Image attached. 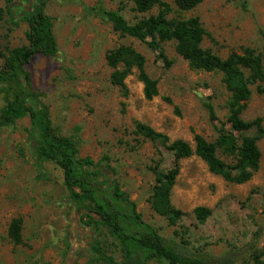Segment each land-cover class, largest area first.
<instances>
[{
    "label": "rangeland",
    "instance_id": "rangeland-1",
    "mask_svg": "<svg viewBox=\"0 0 264 264\" xmlns=\"http://www.w3.org/2000/svg\"><path fill=\"white\" fill-rule=\"evenodd\" d=\"M33 1L12 0L9 13L7 0H0V69L8 50L26 44L27 24L10 21L9 15L18 11L12 5L26 7ZM98 7L118 11L129 23L142 16L133 11L130 0L45 1L44 13L52 20L57 52L52 57L35 55L26 69L34 90L49 108L53 127L59 134L73 137L79 156L99 162L98 169L108 173V183H117L127 192L142 219L166 240L207 256L209 264H255L254 252L264 250V138L257 141L259 169L242 184L211 173L197 156L181 159L170 200L183 215L170 225L156 214L149 203L155 182L151 168H170L173 154L166 145L136 135L135 123L191 146L195 133L214 141L220 123L226 121L229 93L221 72L190 68L176 52L174 41L161 43V58L146 42L115 31L92 10ZM182 16L199 18L205 30L202 47L222 58L245 48L264 49V0H202ZM121 44L144 56L146 72L157 80L158 95L153 99L144 98L135 69L125 79L126 96L110 83L111 69L104 56ZM250 90L242 118L260 117L264 128V81L250 85ZM4 103L5 95L0 92V108ZM207 104L219 122L210 120ZM28 127L25 117L0 129V264H107L92 256L85 241L99 243L123 264L115 241L104 228L75 232L78 214L62 200L67 194L62 172L49 161L38 167L29 148ZM244 134L256 136L258 130L252 128ZM218 155L231 162L220 151ZM197 206L211 210L204 221L193 215ZM18 216L23 243L13 245L7 228ZM69 241L72 250H68ZM146 264L166 263L153 259Z\"/></svg>",
    "mask_w": 264,
    "mask_h": 264
},
{
    "label": "trees",
    "instance_id": "trees-1",
    "mask_svg": "<svg viewBox=\"0 0 264 264\" xmlns=\"http://www.w3.org/2000/svg\"><path fill=\"white\" fill-rule=\"evenodd\" d=\"M45 1L34 0L26 7L17 3L12 5L18 11L15 16L9 15L10 21L15 25L21 21L27 24L26 44L16 46L3 55L0 92L5 95V103L0 108V129L28 118L27 131L32 158L39 162L40 169L42 161H49L61 170L67 192L62 200L75 208L78 214L75 217V232L82 233L87 227L90 231L104 228L115 241L123 264H146L153 259L166 264H209L207 259L210 258L207 256L193 254L174 241L162 237L142 219L127 192L122 191L117 183H108V173L98 169L99 162L79 156L73 137L61 135L53 127L49 108L34 90L30 73L26 69L35 55L52 57L57 52L53 23L44 13ZM130 1L133 11L137 15L142 14L133 23L127 22L116 10L102 7L92 10L95 9L100 18L110 22L115 31L146 42L161 58L164 57L161 43L174 41L176 52L187 61L190 68L221 72L222 82L229 93L225 103V124H228V129L224 123H220L214 141H208L195 133L194 145L191 146L182 139L170 141L166 134L144 123L136 122L134 125L136 135L166 145L173 154L170 168H151L155 182L149 203L156 214L165 217L170 225H175L183 213L171 204L170 197L180 171L181 159L197 156L211 173L237 184L251 179L259 169L261 152L257 141L264 138L262 118L245 120L242 113L251 96L250 85L264 81V49L255 52L245 48L242 53L232 52L222 58L203 48L205 30L199 18L182 16V13L193 10L202 0ZM10 3L12 0H7L6 9L9 13ZM154 9L156 12L151 13ZM104 58L111 69L110 83L119 87L125 96L128 92L125 79L134 69L143 84L144 98L151 100L158 95L157 80L148 75L144 56L132 46L121 44L113 47L106 51ZM207 109L210 120L219 122L210 104H207ZM252 128L258 130L256 136L244 134ZM219 151L229 157L231 162L221 159ZM192 212L199 221H204L211 214V210L203 206L195 207ZM7 236L13 245L23 243L21 217L12 218ZM85 244L95 259L107 264H121L107 254L99 243L85 241ZM69 249H73L72 241H69ZM263 254L264 250L254 252L252 259L255 264H264L261 260Z\"/></svg>",
    "mask_w": 264,
    "mask_h": 264
}]
</instances>
